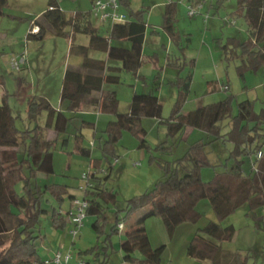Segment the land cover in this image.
Segmentation results:
<instances>
[{"label": "trees", "instance_id": "obj_1", "mask_svg": "<svg viewBox=\"0 0 264 264\" xmlns=\"http://www.w3.org/2000/svg\"><path fill=\"white\" fill-rule=\"evenodd\" d=\"M120 2L127 12V20L111 24L104 35L92 24L90 9L76 10L67 17L56 0H48L46 10L33 22V25L38 26V31H29L26 38L41 40L47 30L56 36L67 38L71 33H83L88 36V43H70L69 51L84 57L85 60L79 68L69 65L65 68L60 92L63 110L53 108L43 96L32 95L28 97L26 104L27 115L33 120L36 115L45 111L48 114L46 127L50 126L53 120L56 133L67 134L68 125L74 117L66 113H72L80 106L114 114V119L107 121L103 129L105 139L99 145L101 157H92L90 149L81 145L77 150L90 159L88 170H91V187L81 193L90 202L87 214L95 215L93 226L99 231L102 230L99 224L106 218L105 204L115 205L117 202V192L113 188L105 187V182L110 177L108 171L112 169V164L118 161L117 144L123 130L129 131L138 140L137 148L148 154L149 161L157 160L158 157L153 153L155 149H167L168 154H171L172 145L168 140L172 139V143L178 141L186 128L203 132L204 138L199 137L189 143L179 157L166 161L159 158L162 176L142 193L126 199L125 206L116 211L110 234L104 243H107L108 238L110 242L111 234L123 232L125 236L119 243L122 252L121 264H161L163 245L158 248L150 247L144 228L145 219L152 215L161 216L166 229L172 235L175 226L180 222L196 220L199 214L194 205L200 198L207 197L219 220L206 221L200 231L210 240L199 236L198 232L195 233L190 239L187 253L218 264L217 257L223 250L218 243L231 240L235 233L233 225L223 227L220 219L236 208L245 206L247 213L256 218L254 225L264 230V222L260 219L261 210H264V97L258 111L254 109L252 100L244 99L236 102V111L233 112L232 100L235 96L229 92L216 102L200 105L183 113L181 108L191 79V74L188 73L186 77L177 76L174 80L178 85V92L167 117L161 116L162 104L155 93L159 85L158 77L151 80L147 91L132 94L128 112H118L116 92L104 90L103 85L119 83L122 70L136 74L142 63L146 28V9H126L127 1ZM7 3L8 0H0V15L4 13ZM198 3L199 1L196 5ZM175 4L176 2L170 1L163 21L164 28L168 29L173 40L178 34L169 27V23L175 11ZM236 7L232 13L243 17L248 37L239 39L237 36H228L223 42L221 38L217 40L224 58L239 60L236 68L238 74L243 77L247 70L256 72L264 67V0H237ZM90 50L106 52V60L89 57ZM2 53L0 49V56ZM110 62H117L118 65H110ZM172 64L175 65V62ZM223 86L224 90L229 89L228 85ZM262 87L264 93V82ZM17 117L6 101V94H3L0 104V203L6 214L12 217V226L7 225L6 220L0 217V233L11 230L8 245L0 250V264H45L51 262V258L44 260L39 254L41 218L48 215L53 228H64L68 221L67 213L71 201L76 195L69 192L66 184L38 178L40 173H54V142L45 138L38 125L25 129L16 127ZM145 117L158 119V122L165 126L166 138L157 146L148 145L143 137L146 132L141 120ZM76 137L79 141L82 140V134L77 133ZM218 143L231 144L226 158L227 162H232L229 165L227 162L214 164L207 160V150ZM258 151L262 154L257 159L255 155ZM102 158L108 162L103 175L98 171H103L100 169ZM203 166H222V169L215 171L208 181H203ZM47 194L56 200L57 207H48ZM65 198H68L70 203L63 213L58 209ZM143 209L146 211L137 220V225L126 227L127 220ZM119 222L124 224L122 230L117 228ZM107 247L103 246L101 260L96 253L97 264L107 263ZM137 251L142 256H136ZM251 252L250 249L245 252H231L232 260L227 264H248L252 257Z\"/></svg>", "mask_w": 264, "mask_h": 264}, {"label": "rangeland", "instance_id": "obj_2", "mask_svg": "<svg viewBox=\"0 0 264 264\" xmlns=\"http://www.w3.org/2000/svg\"><path fill=\"white\" fill-rule=\"evenodd\" d=\"M48 0H9L10 5L4 8V13L0 15V47L2 48V55L0 56V75L2 76V83L0 84V104L2 103V96L6 94V101L11 107L15 116V125L19 129L27 127H34L36 124H44L46 112L42 111L32 120L29 119L26 112V104L28 98L25 96L26 92H30L33 96L46 95L48 101L53 107L55 99L59 101L58 93L61 86L64 67L68 64L72 65L77 62L80 56L69 51V43L73 41L74 44H87L88 36L83 33H71L70 36H56L50 30L45 32L43 40L37 41L34 38H26L30 27L37 18L38 13L47 7ZM179 1V0H173ZM132 5H135V0H130ZM180 2V1H179ZM207 2V1H206ZM214 2V1H213ZM216 2V1H215ZM217 6L212 12H204L207 14V22L204 23L203 15L196 14L193 16L194 20H198L196 24H191L193 18L186 17L181 12L177 19V28L179 31H186L185 35L181 34V39L178 44L172 42L167 50L162 47L163 29L157 26L161 23L162 14L158 12L157 8L146 13L147 19H150L156 33L152 32L153 26L150 25L149 35H157L155 39L146 41L144 44L143 54L144 62L138 69L140 76L139 81H135L133 73L128 71L121 72V80L119 83H107L104 89H114L117 92L118 105L117 111L127 112L129 110V92L136 86L137 91H141L143 87H150V82L154 77L159 79V88L155 90L161 104L163 118L167 117L171 111L172 105L178 92V85L174 83V76L178 75L182 78L186 77L188 73L191 74L189 91L187 97L182 104L181 111L186 113L189 110L195 109L200 105L216 102L222 99L227 93H233L235 98L232 100L233 112L236 111V102L244 99L253 101V107L258 111L262 104L264 97L262 84L264 82V67L254 72L247 70L243 77L238 74L237 65L238 59H226L222 56V49L219 41H225L228 36L235 35L239 39L248 37L246 25L243 17L233 14L236 10L237 0H221L216 2ZM214 4V3H213ZM76 6L83 9H89V0H61L60 8L65 9V14L70 15L72 9ZM64 7V8H63ZM188 15V10H187ZM189 16V15H188ZM192 17V16H189ZM217 23L210 27V21ZM234 23L231 24V21ZM93 25L100 27L101 31L106 32V22H101L97 18L91 16ZM192 34L190 41L186 40L189 33ZM168 37L167 33L165 32ZM188 35V36H187ZM147 36V35H146ZM24 53L25 63L20 70H12L9 65L11 56ZM155 53L158 57L154 56ZM169 54V55H168ZM89 56L96 58H105V52L100 50H90ZM167 56L171 60L178 62L176 65L167 64ZM159 61V62H158ZM26 64V66H25ZM163 67V68H161ZM164 69L166 72H164ZM144 80V82H143ZM146 81V83H145ZM220 81L229 86L228 90H224ZM213 91L207 93L208 86H214ZM217 85V86H216ZM221 85V86H220ZM220 89H218V88ZM212 89V88H211ZM210 91V88H208ZM90 108V107H88ZM95 116L106 117L104 122L96 124V142L101 135H105L103 129L105 121L112 117L113 113L98 112ZM94 116V117H95ZM88 117V116H86ZM102 117V118H103ZM89 118V117H88ZM158 119L143 118L141 120L142 126L146 130L145 139L148 145L154 147L163 142L165 136V126L158 122ZM189 129L184 131L181 139L172 143L169 139V144L172 145L171 154H168L167 149H155L153 151L157 158L156 161H149L148 154L145 152V157L139 156V148H137L138 140L133 137L129 131L123 130L122 137L117 144L120 151L118 161L112 164V171L109 179L105 182V187L113 188L117 192V202L105 204V220L99 224L102 230L94 228L93 223L96 220L95 215L87 214L83 219V223L79 228V232L75 238H72L68 233L70 224L66 223L62 229H55L50 225L49 216L45 215L41 218V240H45V244L55 248V250H62L59 245H65L64 248L72 250L75 256L80 255L81 259L87 261L86 264H97L96 253H98L99 260L103 257V246L106 245L108 253V261L106 264H121L122 252L120 250V240L124 238V233L111 234L107 243H104L105 238L110 234V226L114 222L115 213L118 209L125 206L126 199L142 193L149 187L156 179L162 176V167L159 165L160 160H170L182 155L183 151L199 137L204 138L205 134L200 131H194L186 138H182ZM67 144L63 142L61 136L53 146L54 155V173L50 175V182H57L66 184L69 192L77 196H82L79 186L83 183L81 174L89 169L90 159L78 152H75V137L76 131H81L84 134L83 144L91 148V156L101 157L100 149L95 146L88 145V141L92 138V130L87 126L81 125L80 119H74L68 126ZM94 139V138H93ZM206 139V137H205ZM231 144L218 143L213 148L207 150L206 158L210 163L218 164L225 163L228 156V149ZM160 158V160H159ZM112 163V158H110ZM138 163V164H135ZM231 161L227 162L229 165ZM108 162L102 158L99 171L101 175L104 174ZM222 166H203L201 169V177L203 181H208L215 171H220ZM17 190V184L15 185ZM20 190V187H18ZM49 199L47 201L48 207L50 205L58 206L54 198L49 194L46 195ZM1 201V197H0ZM70 200L65 198L62 206L58 209L65 212L69 206ZM195 211L199 214L196 220H186L177 224L173 230L172 235L169 234L164 221L161 216L152 215L145 219L144 228L148 236L151 248H158L163 245L161 252V264H212L210 260H201L193 257L187 253V248L192 236L198 232L199 236L206 237L202 234L200 228L208 220H219L210 204L207 197L200 198L194 205ZM145 209L134 213L125 223L126 227L136 226L137 220L145 213ZM122 213H119L121 216ZM0 217L6 220V224L12 226V217L6 214L0 203ZM261 222H264V210H261ZM256 218L247 213L245 206L236 208L228 216L220 219L223 227L233 225L235 229L234 236L231 240L222 241L218 243L223 249L217 257L218 264L230 263L231 252L236 250L245 252L250 249L252 257L248 264H264V230L254 225ZM262 224V223H261ZM11 237V230L0 233V250L5 248ZM210 240V238H208ZM217 244V242H215ZM41 244V243H40ZM93 248V249H92ZM96 248V249H95ZM91 250V251H89ZM82 251V252H81ZM80 252V253H79ZM43 245L39 246V254L44 255ZM136 256H142L140 252L135 253ZM52 257H48L49 259ZM50 264H54L49 262ZM70 263H74L73 259Z\"/></svg>", "mask_w": 264, "mask_h": 264}, {"label": "crops", "instance_id": "obj_3", "mask_svg": "<svg viewBox=\"0 0 264 264\" xmlns=\"http://www.w3.org/2000/svg\"><path fill=\"white\" fill-rule=\"evenodd\" d=\"M127 1V7H125L126 9L127 8H130V9H133V10H138V9H146V13H149L150 14V12L152 11L151 9H154V8H157L158 9V12H159V14L161 13L162 14V21H161V23H157L158 25L157 26H161L162 27V29H163V41H165V42H162L161 44H162V47H164L166 50H167V47L169 46H171V44H172V42H175L176 44H178V41L181 39V34H183V35H185V32L186 31H184V30H182V32L183 33H181V31H179V29L176 27L177 26V23L179 22V19H177L178 18V16H179V14H180V12H181V15H183L184 13V10H183V7H184V9H185V16L186 17H188V18H193V16L192 17H189L188 15H187V10H188V6L189 5H192V6H195L196 5V2H198V1H200V0H179V1H175L176 2V4H175V11H174V13H173V15H171V18H172V20L170 21V23H169V27L174 31V32H176V34H178L175 38L176 39H172V37H171V35H170V33H169V31H168V29H166V28H164V25H163V21H164V14H165V12L167 11V9H168V6H169V3H170V1L171 2H174L173 0H135V5H132V3L130 2V0H126ZM214 1V2H213ZM217 1H219V3H221V0H208L207 2H201L200 3V6L198 7V13L197 14H201V15H203V21H204V23L205 22H207V20L205 21L204 20V15H206V14H202V13H204V12H207V14H208V12H212L213 10H215V8H216V6H217V3L216 2ZM56 2H57V4H58V6L60 7V5H61V0H56ZM89 3H90V5H91V0H89ZM214 3V4H213ZM10 5V2H9V0H8V3H7V6H9ZM47 5H48V1H47ZM90 7V6H89ZM47 8V7H46ZM46 8L43 10V11H45L46 10ZM64 8V7H63ZM90 9V8H89ZM89 9H83L82 7H79V6H76V8H74V9H72L71 10V12H70V15H66L65 14V9L64 10H62L63 12H64V14L68 17V16H71L73 13H74V11H76V10H81V11H87V10H89ZM217 9V8H216ZM43 11H41L40 13H38V15H37V18L40 16V14L43 12ZM145 13V14H146ZM196 15V14H195ZM145 16V15H144ZM36 18V19H37ZM35 19V20H36ZM208 19V18H207ZM145 21H146V28H145V33H144V42H143V47H142V63L144 62V54H143V49H144V44H145V42L146 41H149V40H151V39H155L156 38V36H158L159 34H161V33H157V35H149V34H147V32L149 31L148 29H149V27H150V25L151 26H153V31L152 32H157L156 31V28H154V25H156V24H153L152 25V22H151V16H150V19H147V17L145 16ZM192 22H191V24L193 25V24H196L197 22H198V20L196 19V20H194V18H193V20H191ZM217 22L214 20L213 22H211L210 21V27H212L211 28V30L213 29V27L215 26V24H216ZM106 32H104V31H101V28L100 27H98L99 28V31H100V33L101 34H104V35H106L107 34V32H108V29L110 28V26H111V24L110 23H108V22H106ZM165 32L167 33V35H168V37L166 36V34H165ZM189 33V37H186V40H188V43H189V41H190V37H192V34L190 33V32H188ZM45 35V34H44ZM147 35V36H146ZM87 36V35H86ZM188 36V35H187ZM231 36H235V35H231ZM71 37V36H70ZM159 37V36H158ZM43 38H44V36H43ZM43 38L41 39V40H43ZM40 40V41H41ZM37 41H39V39H37ZM180 42V41H179ZM70 43H73V41H71ZM70 43H69V45H70ZM88 43V42H87ZM77 44V43H76ZM78 44H81V43H78ZM83 44V43H82ZM84 45H86V44H84ZM0 49L2 50V48L0 47ZM154 54V56L156 57L157 55L155 54V53H153ZM105 55H106V52H105ZM169 55V54H168ZM80 56V55H79ZM89 57H91V56H89ZM106 57H107V55H106ZM106 57L103 59L102 57L101 58H96V57H91V58H94V59H101V60H106ZM85 60V58L84 57H82V56H80V60H79V58L77 59V62H75V64L73 63L72 65H70V64H68L69 66H73V67H75V68H79L80 66H81V64H82V62ZM156 60H158V57H156ZM167 61H166V63L167 64H172L173 62H175V65L178 63H176V60H171L170 61V57L169 56H167V59H166ZM159 62V61H158ZM142 63H141V65H142ZM110 65H115V66H117L118 65V63L117 62H110ZM25 66H26V64H25ZM67 66V65H66ZM66 66L64 67V71H65V68H66ZM161 68H163V67H161ZM139 69V68H138ZM121 72H123V70L122 71H120V76H121ZM164 72H166V70L164 69ZM63 75H64V72H63ZM138 76H140V74L138 73V70H137V72H136V74L135 75H133V77L135 78V81H139L140 79L139 78H137ZM178 75H175L174 76V79H176V77H177ZM121 78V77H120ZM62 79H63V76H62ZM143 82H144V80H143ZM145 83H146V81H145ZM160 83V82H159ZM220 83L221 84H223V81H220ZM191 84V83H190ZM189 84V85H190ZM160 85V84H159ZM159 85H158V87H157V89L159 88ZM61 86H62V82H61ZM61 86L59 87V93H58V98H59V101H57V99H55V103H53L52 105H53V108H55L56 110H59V109H62L63 110V107L61 106V104H60V92H61ZM217 86V85H216ZM104 87H105V84L103 85V89H104ZM215 87V85L214 86H208L207 87V93L208 92H211V91H213V90H215V89H213ZM190 88V87H189ZM208 88H210V91H208ZM212 88V89H211ZM218 88V87H217ZM219 89V88H218ZM105 90V89H104ZM107 90H114V89H107ZM148 90V88H145V87H143L142 88V90L141 91H139V92H142V91H147ZM115 91V90H114ZM189 91V90H188ZM116 92V91H115ZM134 92H138L137 91V87L136 86H134L131 90H130V92H129V99L131 100V96H132V94L134 93ZM188 94V93H187ZM25 96L28 98V97H30V96H32V94L30 93V92H26L25 93ZM39 96H43V97H45L47 100H48V98H47V96L46 95H39ZM177 96V95H176ZM116 97H117V92H116ZM187 97V96H186ZM118 99V98H117ZM175 99H176V97H175ZM186 99V98H185ZM160 101V100H159ZM50 103V102H49ZM129 109H130V104H129ZM129 111V110H128ZM127 111V112H128ZM190 111V110H189ZM99 112V110H97V109H94V108H88V107H85V106H80V107H78V109L76 110V111H74V112H72V113H66L68 116H73L74 118L72 119V120H74V119H80L81 120V125L82 126H87V127H89L91 130H92V138H90L89 139V141H88V145H90L91 147L92 146H95L96 145V143H97V147H98V149H99V145L104 141V139H105V135H101V137H100V139H97V142H96V133H94L95 132V130H96V124H99L100 122H104V120H105V118L106 117H103V116H101V115H99V116H95V114L94 113H98ZM119 112V111H118ZM188 112V111H187ZM122 113H124V112H122ZM48 114L46 113V117H45V122H44V124H36V125H38L42 130H43V132H44V136H45V138L46 139H49V140H52L53 142H54V144H53V146H55V144H56V142L58 141V139L61 137V136H63V142H64V144H67V139H66V135L67 134H65V133H60V134H57L56 133V131L54 130V128H53V120L51 121V125L50 126H48V127H46V120H47V118H48V116H47ZM86 116H88V117H86ZM95 116V117H94ZM103 117V118H102ZM115 117V116H114ZM112 119H114V118H112V117H109L105 122H107V121H109V120H112ZM154 119V118H153ZM87 122L88 124H83V122ZM106 124V123H105ZM69 126V125H68ZM187 129H189L188 131H187V133L186 134H184L183 136H182V138H186L188 135H191L194 131H191V129L190 128H186L185 129V131L187 130ZM145 132H146V130H145ZM77 133H80V134H82V140H78L77 139V137H76V134ZM146 134V133H145ZM83 136H84V134L83 133H81V131H76V133H74V137H75V145H74V151L75 152H77V150H78V146L79 145H81V146H83V147H86V148H89V147H87V146H85L84 144H83ZM144 138H145V135L143 136ZM94 138V139H93ZM146 140V139H145ZM90 142H92V144H90ZM138 146V145H137ZM90 149V151H91V148H89ZM139 150V156H141V157H145V152H144V150L143 149H138ZM100 151V150H99ZM119 150L117 151V153H118V156H119ZM91 154H92V152H91ZM96 158H99V157H96ZM117 159H118V157H117ZM111 171H112V169L110 170V171H108L109 173H111ZM38 178L41 180V179H43V180H49L50 181V175H46V174H43V173H40V174H38ZM73 195H75L74 193H72ZM77 196V195H76ZM45 241H46V239L44 240H41V244L43 245V249H44V255H41L42 256V258L44 259V260H47L48 259V257H50L51 255H53V253L54 252H56V251H58V250H55V248H53V247H51V246H48V245H46L45 244ZM40 244V245H41ZM63 246V247H62ZM62 247V250H60L61 252H62V254H65V253H67V252H71V255H72V257H71V259H73V262L74 263H72V264H75L77 261H78V259H81L79 256H75L74 257V255H73V253H72V250H71V248L70 249H67V251L64 249V248H66V246L65 245H62V244H60L59 245V248H61ZM70 259V260H71ZM45 264H50L49 262H45Z\"/></svg>", "mask_w": 264, "mask_h": 264}, {"label": "built area", "instance_id": "obj_4", "mask_svg": "<svg viewBox=\"0 0 264 264\" xmlns=\"http://www.w3.org/2000/svg\"><path fill=\"white\" fill-rule=\"evenodd\" d=\"M208 0H200L199 3L195 6H188V15L193 16L198 13V7L201 2H206ZM210 1V0H209ZM90 14L100 20L101 22H108L113 24L115 22H124L127 20V12L123 8L120 0H91L90 5ZM207 19V14L204 15V20ZM234 23V20L231 21V24ZM38 26L33 25L29 30L32 33L38 31ZM25 63L24 53L19 55L11 56L9 59V65L12 70H20ZM225 87L222 85V88ZM92 143V142H91ZM264 150V149H263ZM262 152L258 151L256 153V158L261 157ZM91 171V170H90ZM90 171L87 170L81 174V179L83 183L79 186V190L84 193L86 190L91 187L90 183ZM90 206V202L84 196H75L71 201L70 209L67 213L68 221L70 224V229L68 233L72 238H75L79 232V228L83 223V219L87 214V209ZM124 227L123 222L117 223V228L122 230ZM71 252L62 254L60 250L53 253L51 257V262L54 264H70ZM75 264H86L84 260H78Z\"/></svg>", "mask_w": 264, "mask_h": 264}]
</instances>
